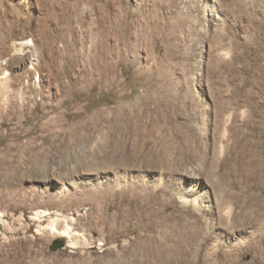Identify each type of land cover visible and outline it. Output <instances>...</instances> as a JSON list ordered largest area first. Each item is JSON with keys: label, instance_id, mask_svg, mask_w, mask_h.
Wrapping results in <instances>:
<instances>
[{"label": "rangeland", "instance_id": "1", "mask_svg": "<svg viewBox=\"0 0 264 264\" xmlns=\"http://www.w3.org/2000/svg\"><path fill=\"white\" fill-rule=\"evenodd\" d=\"M262 250L264 0H0V264Z\"/></svg>", "mask_w": 264, "mask_h": 264}, {"label": "bare ground", "instance_id": "2", "mask_svg": "<svg viewBox=\"0 0 264 264\" xmlns=\"http://www.w3.org/2000/svg\"><path fill=\"white\" fill-rule=\"evenodd\" d=\"M193 202H197L195 199L193 200ZM34 216H39V215H34ZM67 233V232H66ZM261 252V251H260ZM258 260H259V263L260 264H264V252H263V250H262V252H261V256H260V258H258Z\"/></svg>", "mask_w": 264, "mask_h": 264}, {"label": "water", "instance_id": "3", "mask_svg": "<svg viewBox=\"0 0 264 264\" xmlns=\"http://www.w3.org/2000/svg\"><path fill=\"white\" fill-rule=\"evenodd\" d=\"M58 247H59V248H64L65 245H64V244H60Z\"/></svg>", "mask_w": 264, "mask_h": 264}]
</instances>
